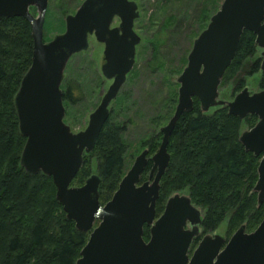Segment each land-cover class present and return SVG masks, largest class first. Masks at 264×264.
Returning a JSON list of instances; mask_svg holds the SVG:
<instances>
[{"label": "water", "instance_id": "obj_1", "mask_svg": "<svg viewBox=\"0 0 264 264\" xmlns=\"http://www.w3.org/2000/svg\"><path fill=\"white\" fill-rule=\"evenodd\" d=\"M49 0H0V20L22 17L32 28V63L15 96L19 129L26 137L21 165L31 174L51 176L56 197L67 218L82 232H90L75 264H264V218L252 232L242 225L227 240L219 234L205 235L190 255L194 237L199 235L202 212L187 194L175 193L157 216L161 179L170 153V137L181 116L191 112L198 99L204 112L227 106L231 115L244 120L256 115L258 121L240 135L247 151L261 156L254 187L258 204L264 202V89L251 93L247 88L233 99L219 98V87L232 63L244 30L256 35L262 51L264 71V0H223L205 29L194 40L186 67L177 81L178 101L174 114L161 127L158 151L151 156L149 178L142 175L149 162L144 149L122 178L112 198L102 204L101 178L92 174L81 186H73L110 115L117 97L135 64L141 36L134 28L140 17L133 0H84L74 14L66 17V29L51 40H43V25ZM36 6L38 15L30 8ZM118 16V27L111 24ZM104 43L103 76L112 80L99 105L89 115L84 130L73 132L65 122L62 82L70 58L89 47V36ZM98 222L97 226L94 224ZM145 225L150 238H144ZM190 225L191 227H188Z\"/></svg>", "mask_w": 264, "mask_h": 264}, {"label": "trees", "instance_id": "obj_2", "mask_svg": "<svg viewBox=\"0 0 264 264\" xmlns=\"http://www.w3.org/2000/svg\"><path fill=\"white\" fill-rule=\"evenodd\" d=\"M217 10L215 7L212 12ZM210 14L206 12L203 16V29L213 15ZM33 45L32 28L27 20L22 17L0 20V264H75L90 232L78 230L75 222L67 218L51 176L41 171L31 174L21 165L27 139L19 129L15 96L31 66ZM257 53L256 35L244 30L220 85L236 79L244 68L246 75L258 72L262 57ZM186 61L185 58L184 64ZM242 84L243 80L236 83L233 96ZM260 86L264 88V71ZM76 89L77 84L65 82L62 90L66 109L81 102L82 94ZM169 100L167 113L153 120L158 128L141 141L136 151H149L142 181L149 178L150 158L158 151L163 136L161 127L174 114L176 90ZM245 120L253 127L258 118L248 115ZM241 127L242 120L229 114L227 106L204 112L195 98L193 110L181 116L169 140L170 162L160 182L157 216L162 214L171 195L186 191L202 211L205 233L215 230L228 215V235L242 225L250 232L257 228L264 218V202L258 204L254 191L261 156L247 151L240 142ZM124 130L125 126L110 113L94 149L84 153L82 166L72 181L76 186L85 183L94 155L101 178L102 204L112 198L135 156L129 152ZM149 237V227L145 225L144 238Z\"/></svg>", "mask_w": 264, "mask_h": 264}, {"label": "rangeland", "instance_id": "obj_3", "mask_svg": "<svg viewBox=\"0 0 264 264\" xmlns=\"http://www.w3.org/2000/svg\"><path fill=\"white\" fill-rule=\"evenodd\" d=\"M83 1L49 0L43 25V40L48 41L55 35L63 33L66 29L67 15L74 14ZM133 1L138 4L140 12V17L135 20L134 28L141 36V42L136 47L134 67L119 94L110 104V113L125 126L124 138L129 143V152L135 155L132 164L142 152H136L141 141L158 128L153 120L167 113L171 92L176 90L178 93L177 78L187 65L188 60L184 64V59H188L194 40L203 30L204 14L206 12H210V15L214 14L213 8L219 9L223 0ZM65 10L67 11L64 12ZM30 11L34 16L38 15L36 6L31 7ZM119 22V18H115L113 25H118ZM103 51L104 43L97 41L92 34L89 36L88 49L74 54L67 63L62 88L65 82H73L77 84L76 90L82 94L81 102L70 109L65 107V122L70 125L73 132L86 128L90 113L97 108L111 84V80L106 79L101 72V66L104 63ZM262 51L258 47L257 54L261 56ZM181 66L183 68L180 71ZM244 69L238 73L236 79H230L220 85L219 98L231 100L244 88L251 93L264 89L260 86L262 70L246 75ZM241 80H243L242 87L233 96L235 85ZM170 118L164 121L162 127ZM250 128L252 127L249 123L245 119L242 120L241 133ZM97 172L96 157L91 155L90 176ZM72 185L76 186L74 183ZM178 193L187 194L186 191ZM229 218L228 215L215 230L207 231L202 236L219 234L229 239L239 227L228 235ZM97 224L98 222L94 224V227ZM246 231L250 232L248 229ZM197 244L196 241L192 244L190 254L193 253Z\"/></svg>", "mask_w": 264, "mask_h": 264}, {"label": "flooded vegetation", "instance_id": "obj_4", "mask_svg": "<svg viewBox=\"0 0 264 264\" xmlns=\"http://www.w3.org/2000/svg\"><path fill=\"white\" fill-rule=\"evenodd\" d=\"M33 7V6H32ZM31 12V11H30ZM115 18H119L118 16H115ZM115 18H114V20H115ZM114 20H113V22H114ZM119 21L121 22V20H120V18H119ZM113 22H112V24H111V28H114V27H118L119 25H120V22L118 23V25H113ZM135 24V23H134ZM94 35V34H93ZM95 36V35H94ZM51 40V39H50ZM49 41V40H48ZM45 42H47V41H45ZM128 76V75H127ZM111 82H112V80H111ZM202 212V211H201ZM161 215V214H160ZM159 216V215H158ZM202 223V222H201ZM149 227V226H148ZM188 227H191L190 225H188ZM199 235L198 236H196V237H194V239H193V241H192V244L196 241L198 244H197V247H198V245L200 244V241H201V239L205 236V234H204V236H202L203 235V233H205L204 231H203V228H202V225H200V228H199ZM149 231H150V227H149ZM150 238V237H149ZM149 238L148 239H146V240H149ZM227 240H228V238L227 237H225ZM192 244H191V246H192ZM196 247V248H197ZM195 248V249H196ZM194 252V251H193ZM190 255H192V254H190Z\"/></svg>", "mask_w": 264, "mask_h": 264}]
</instances>
